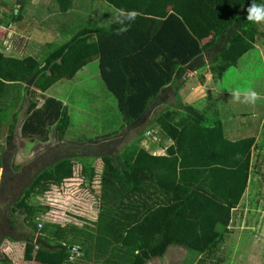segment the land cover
<instances>
[{"label":"trees","instance_id":"1","mask_svg":"<svg viewBox=\"0 0 264 264\" xmlns=\"http://www.w3.org/2000/svg\"><path fill=\"white\" fill-rule=\"evenodd\" d=\"M55 1L63 11L72 5V0ZM104 1L115 10H136L135 21L80 27L42 60L0 51L1 106L8 93L7 107H0V125H7L0 141L2 264L17 259L20 264H73V246L85 258L95 255V264L153 259L183 264L185 251L210 255L218 248L247 189L256 138L230 140L220 119L172 98L204 67L222 77L255 47L258 36L264 45L257 23L246 19L252 0ZM16 3L19 13L13 11L12 21L21 19L24 0ZM6 33L0 28L1 39ZM94 59L124 127L157 126L173 140L165 155L137 146L113 152L102 141L117 133L99 138L100 168L94 158L68 148L97 139L68 140V107L54 97L41 104L34 95L72 78ZM19 134L44 142L55 137L60 147L48 144L53 150L39 152L33 170L25 168L14 162ZM52 188L66 198L69 212L91 217L90 225L42 223L50 207L33 199L52 197ZM7 241L22 242L20 250L7 255Z\"/></svg>","mask_w":264,"mask_h":264},{"label":"rangeland","instance_id":"2","mask_svg":"<svg viewBox=\"0 0 264 264\" xmlns=\"http://www.w3.org/2000/svg\"><path fill=\"white\" fill-rule=\"evenodd\" d=\"M16 2L17 0H0V28L5 29L6 32L13 11L19 13L20 7L17 6ZM92 7V15L99 16L100 18L102 16H113L115 12V9L104 0L92 2ZM83 9L85 11L90 10L91 12L90 2L84 4ZM257 25L260 33L264 34V22H259ZM56 47L52 46V48L48 49L52 51ZM41 58L42 56L39 57L40 60L45 57ZM88 69V73L91 76L89 83H86L83 79L78 80L77 83L71 82L68 78L62 83H55L46 91L37 90L34 95L41 104L46 97L62 99L61 101L68 107L70 116V124L67 130L68 140L79 136L97 139L94 142L64 143L67 144L73 153L75 152L74 155L94 158L96 165L100 168L102 161L100 158H97V151L100 150L97 146L101 144L99 138L110 133L117 134L114 137L103 140L102 143L106 145L111 144L113 152L131 150L136 146L142 148L144 146L141 144L143 143V139L147 140V142H152L153 140L155 141V137L157 138L156 140H159L164 145L162 142H164L165 137L160 136L162 132L157 127L153 128L157 132H152L151 135H148L145 131L149 128L144 124L139 129L141 131L145 130V134L143 133L142 136H140L139 130H128L124 127L123 117L118 109L115 97L110 95L101 76L96 72V67L92 69V66H90ZM196 77L200 78L204 84H211L221 78L210 67H204L196 74ZM237 80H240L239 82L241 83L238 89L244 91L250 89L264 96V45L262 36L257 37L255 47L243 56L236 66L229 68L224 73L221 81H219V86L227 89L233 87L238 82ZM214 86L216 87L217 84L215 83ZM173 99H175L174 95ZM205 101L206 99L200 100L195 106L210 119H220L224 121V124L228 125L230 119L232 122L233 116L237 113L247 118L246 123L239 127L241 129L235 136H254L256 141L252 149L248 186L239 205L232 210L229 230L225 234L223 242L210 255L198 253L195 257L189 256L187 260H184L183 264H264V110L259 109L253 112V106L250 103H242L233 96L228 99H220L214 104L218 106V112L211 102ZM249 117L251 119H248ZM260 124L262 127L258 128V126H261ZM16 144L17 151L14 154V162L22 164L25 168L29 167L32 170L36 167V164L33 168L30 165L32 162L36 163L35 158L39 152L46 148V152L47 150L49 152L53 150L52 148H48V144L56 146V149L60 147L55 137H51L48 142H44L38 137H22L20 134L16 138ZM99 147L101 146L99 145ZM1 172L2 170H0V180ZM31 176L32 174L29 173L28 178H31ZM11 182L15 185V189H19L20 184L18 181L14 182L11 180ZM51 191L52 193L49 195L52 197L47 196L48 194L46 193V197L39 196L33 199L38 203L50 207L45 215L46 217L41 218L42 223L47 220L62 225L70 223H75L79 226L90 225L93 221L91 217H88L84 213L77 215V213L69 212L66 198L63 199L62 196H59L54 188ZM74 250H79V248L76 247ZM94 256L90 257L92 262H94ZM17 264H20V262Z\"/></svg>","mask_w":264,"mask_h":264},{"label":"crops","instance_id":"3","mask_svg":"<svg viewBox=\"0 0 264 264\" xmlns=\"http://www.w3.org/2000/svg\"><path fill=\"white\" fill-rule=\"evenodd\" d=\"M87 2H90L91 4V12L90 10L85 11L83 9L84 4H86ZM92 2L95 3L96 0H72L71 7L67 11H63L55 0H24V5L21 8V19L17 21H12L11 18L10 22L8 23L6 37L4 39L0 38V51L3 52L6 56L10 57L24 58L27 56H31L40 60L39 57L42 56L43 58L46 56V54L51 51V49L48 48H52V46H60L67 43L77 32L79 26L83 27L89 24H93L97 27H102V25H104L103 28H109L113 23V16H102L101 18L99 16H93ZM17 6L20 7L19 4H17ZM90 66H92V69L96 67V72L100 75L98 68V60L94 59L92 63L83 66L72 78L67 79L71 82L76 83L78 82V80L83 79L86 81V83H89V78H91V76L88 73V68ZM196 74H198V72H196L194 76L183 87L179 89L177 94L174 95V100H178L180 102L192 104L195 106V104L198 103L200 100L206 99L205 102H211L213 107L216 108V111L218 112L219 108L214 104L220 99H228L229 97L233 96V91L235 89H238V86L241 84L239 82L240 80H237L238 82L235 83L233 87L223 89L219 86V81H221L222 77L211 84H204L201 82L200 78L196 77ZM67 79H62L58 81V84L62 83L64 80ZM215 83L217 84L216 87L214 86ZM243 92L244 90H241V93ZM109 93L110 95H113L110 91ZM256 94L259 98L256 100L255 103H250L253 106V112H256V110L259 109L264 110V96L261 95V93L259 92H256ZM7 97L8 93L5 97L3 106H1L0 104V107H7ZM195 107L197 108V106ZM198 110L201 112L200 109ZM246 119L247 118L240 116L237 113L235 116H233L232 122L230 119L228 125L224 124V121L221 120L223 123L226 138L230 140H237L244 137H250L248 135H243L239 137L235 136L241 129L239 127L243 126V124L246 123ZM248 119L251 118L249 117ZM259 127L261 128L262 125L258 126V128ZM151 128L152 130H150ZM151 128H149L145 133L151 135L152 132H157L153 129L154 126ZM6 131L7 125L1 124V142H3L4 140ZM160 136L165 137L164 142H162L164 145H162L159 140H156L157 138L155 137V141L153 140L152 142H147V140L143 139V143L141 144L144 146L142 148L146 149L149 153L153 155H165L167 148L173 144V140L165 136L163 133ZM3 145L6 146L5 143H3ZM0 170H2L3 172V169ZM21 245L22 242L7 241L5 243L6 254H14L13 252H15L16 250H20L19 248H21ZM197 254L198 253L194 251H185L184 257L187 260L189 256L195 257ZM71 262L73 264H95V260L94 262H92L90 258L88 260V258H85L82 252L78 250L76 254L72 256ZM159 262L160 259H153L152 262H150L149 264H157ZM17 263H19L18 260L13 264Z\"/></svg>","mask_w":264,"mask_h":264},{"label":"clouds","instance_id":"4","mask_svg":"<svg viewBox=\"0 0 264 264\" xmlns=\"http://www.w3.org/2000/svg\"><path fill=\"white\" fill-rule=\"evenodd\" d=\"M246 11V19L248 21L252 23L264 22V0H261L260 3H256L255 0H252ZM136 17V10L117 9L113 13V22L119 25H129L131 22L135 21ZM121 30L123 31L126 29L122 28ZM232 95L235 99L240 100L242 103H255L259 98L257 94L250 89L244 91L243 93H241L240 89H235Z\"/></svg>","mask_w":264,"mask_h":264},{"label":"water","instance_id":"5","mask_svg":"<svg viewBox=\"0 0 264 264\" xmlns=\"http://www.w3.org/2000/svg\"><path fill=\"white\" fill-rule=\"evenodd\" d=\"M75 248H76V247H74V246H73L71 249H73V250H74Z\"/></svg>","mask_w":264,"mask_h":264},{"label":"built area","instance_id":"6","mask_svg":"<svg viewBox=\"0 0 264 264\" xmlns=\"http://www.w3.org/2000/svg\"><path fill=\"white\" fill-rule=\"evenodd\" d=\"M41 226V225H40Z\"/></svg>","mask_w":264,"mask_h":264}]
</instances>
